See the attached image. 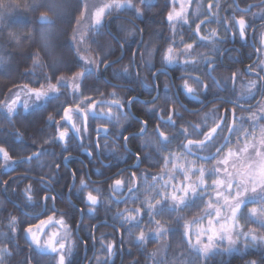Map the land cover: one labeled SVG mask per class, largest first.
<instances>
[{
    "label": "snow or ice",
    "instance_id": "6c2138e0",
    "mask_svg": "<svg viewBox=\"0 0 264 264\" xmlns=\"http://www.w3.org/2000/svg\"><path fill=\"white\" fill-rule=\"evenodd\" d=\"M192 2L171 0L172 7L166 15L171 35L164 42L166 47L158 49L151 40L145 43L144 29L133 24L128 29L121 26L124 36L117 33L113 37L119 48L110 51L103 49L99 39L105 35L101 29L103 22L112 16L119 19V14L123 13L130 17V23L134 20L143 23L141 18L146 16L147 9L153 7L148 0H97L91 5L88 0H39L37 5L30 6L33 11L37 7L43 9L39 13V22L46 27L40 30V40L51 57L48 67L52 74L44 73V82L37 87L29 83L14 85L0 100V121L14 129L7 134L12 141L11 146H7L9 139H0V174L9 177L0 179V191H7L12 184L19 189L20 183L29 181L16 192L20 207L13 204V208L25 218L19 219L11 213L2 217L7 221L5 227L8 231H0V237L7 241L0 246V264H7V258L13 256L14 250H10L9 244L15 241L20 229L29 248L22 264H43L45 258L49 259V264L52 261L55 264H72L74 249L79 243L87 247L89 239L94 245L99 243L104 255L102 260L96 257L97 264H111L112 257L123 247V240L119 247L115 241L105 243L104 238L97 241L92 234L97 225L83 223L85 215L90 220L99 219L100 207L105 213H112L111 219L116 222L113 226L118 225V230L127 232L132 246L140 252L142 259H135L132 264H148L149 261L151 264H198L201 260L206 264L212 256L233 252H245L247 256L254 257L246 259L244 264H264V58L252 61L242 72L234 70L230 76L214 75L225 66L221 58L225 55L224 45L229 36L245 40L249 31L253 38L258 33L259 46L255 53L264 54V29L255 26L257 17L264 20V0H254L242 8L239 3L229 4L223 9L220 0H208L206 7L197 0L196 20L190 23L188 8ZM15 7L18 5L14 0H0V28L5 15ZM253 8L257 11L252 12ZM229 9L231 13L221 17V11ZM76 12L79 13L77 25L86 19L90 21L89 33L73 28L72 43L76 55L72 56L69 51L63 57L58 56L56 50L60 45L55 42L58 25L70 24ZM212 23L219 27L202 32V25ZM92 32L96 35H91ZM137 34L140 35L137 49H128L129 37ZM8 38L19 45L20 41L12 32H8ZM85 44L89 47H84ZM91 44L96 45L95 55L90 54ZM140 45H143V51L139 52V70L134 73L132 67L136 65ZM116 51L119 55L110 59ZM128 51L131 52L129 64L120 69L113 68V65L121 63ZM157 51H160L159 69L153 62ZM235 63H243V60L234 58L229 68ZM8 64L9 57L0 55V69ZM176 65L179 67L173 68ZM32 67H45L38 53L32 58ZM109 68H112L111 79L104 80L105 90L102 91L100 81ZM170 68L181 72V83L175 93L170 94L167 84L161 93L155 81L158 75L166 74ZM145 69L151 73L153 84L145 83L144 87L157 92L150 101H146L152 105L150 113H146L155 124L151 131L149 120L141 119L131 111L136 97L121 95L119 91L123 87H127L129 92L134 91L133 86ZM63 72L69 75H57ZM178 95L196 99L203 97L201 104L204 107L211 105V108L202 117L197 112L187 113L197 117L195 121L188 120L180 111L185 106L177 100ZM161 99L163 104L157 103ZM20 106L25 112L37 109L47 112L44 123L53 132L48 134L41 130L44 139L39 147L35 140L28 144L15 129ZM237 110L247 115H237ZM133 122L138 131L129 133L128 126ZM233 136L236 138L235 150L228 147L233 143ZM109 138L114 144L121 141L125 151H130L128 144L136 141L137 150L128 157L135 160L133 167L139 171V165L147 164L149 168H159V174L143 171L138 177L137 171H133L130 177H123L125 170L122 169L118 173L121 178L112 179L108 184L109 195L105 197L99 187L89 190L91 182L89 172L85 170L87 166L79 169L61 167L64 161L77 162L81 151L90 158V164L102 159H122L109 145ZM73 153L77 155L73 156ZM57 155L59 162L48 165L47 158ZM190 156L195 159H189ZM45 167L50 171L43 172ZM21 168L24 175H11ZM37 168L41 169L37 173L40 178L32 180L28 173L36 172ZM61 180L65 183L57 190L55 185ZM77 196L79 207L75 206ZM197 199L204 206L202 211L208 227L195 234V242L189 225L185 224L181 235L182 240L187 239L184 252L173 253L169 258L167 250L164 257L147 251L151 240L159 241L172 231L157 217L168 215L172 218L175 214L179 223L182 219L180 213L195 204ZM57 202L65 207L58 208ZM121 203L125 207L113 212L111 206ZM129 204L136 206L130 207ZM24 209L35 213L31 220L38 223L30 222ZM36 209L40 211L37 213ZM5 211L0 209V213ZM77 215L82 217L79 222L75 220ZM145 216L148 217L147 223ZM201 219L204 217H198L191 223ZM25 224L27 226L22 227ZM84 228L89 230L88 239L78 235ZM205 235L206 241L202 239ZM225 240L226 245L216 242ZM249 249L256 251L249 252ZM193 252L194 259L191 258Z\"/></svg>",
    "mask_w": 264,
    "mask_h": 264
},
{
    "label": "trees",
    "instance_id": "16d2710c",
    "mask_svg": "<svg viewBox=\"0 0 264 264\" xmlns=\"http://www.w3.org/2000/svg\"><path fill=\"white\" fill-rule=\"evenodd\" d=\"M254 2V0H220L222 9L227 7L229 4L239 3L240 7H245L247 3ZM14 3L18 5L8 11L5 15L3 27L0 28V55H4L9 57V64L6 65L3 69H0V100L4 99L5 94H7L9 88H13L14 85H23L25 83H29L30 86H37L39 83H43V74L47 73L51 76V69L48 67V58L49 55L43 50L42 43L39 40L40 38V30L46 25H42L39 22V13L43 9L37 7L35 11L32 10V7L39 3V0H14ZM149 3V2H148ZM150 5L153 7L147 9V14L145 17L141 19L144 21L141 23L140 20H134L131 23L130 17L127 15L119 14V19L116 16L108 17L101 27L102 31L105 33L103 37H99L101 45L105 51H110L111 49H118L119 44L116 43V40L113 38L115 34L119 33L120 37L124 36V32L120 31L121 26L124 28H132L133 24H135L138 28H143V40L145 43H148L150 40L154 43L157 48L166 47L164 43L165 40L171 35L170 26L166 20V15L169 10H171L172 4L171 0H156L155 2H150ZM231 13V9L227 12L221 11V17L227 16ZM240 13L237 11V15ZM79 15L78 12L74 13L71 17V23H64L58 25V35L55 38V42H57L60 47L57 48L56 54L63 57L64 53L70 51L72 56L76 55L75 47L71 43V38L73 35V28L75 27L76 17ZM25 21L27 23H25ZM213 28H218L219 26L215 23L210 24ZM187 28V26H184ZM8 32H12L16 39L20 41L19 45L15 43V40H10L8 38ZM221 34H223V29L220 28ZM91 35L95 36L96 33H91ZM252 40H255V38ZM130 43L126 46L128 49H137L138 42L140 41V35L137 34L135 37H129ZM236 44L241 47V52H226L224 58H228L225 61L226 64L231 65L233 63L234 58H239L243 60V63H235L234 66L230 69L228 67L220 68L217 72V76H230L231 71L239 70L243 71L244 68L249 65L253 59H255V51L248 46V41H246V46L242 44L240 40L235 38ZM121 42H123L121 40ZM190 42V41H189ZM229 42V39L227 43ZM90 43V42H89ZM92 53L95 55L97 52V48L95 44H91ZM143 51V45H140L139 51L136 56V65L132 67V71L135 73L139 70V52ZM200 51H206V49H200ZM39 54L40 61L45 65L43 68H33L32 67V58L35 54ZM119 55V51H116L114 55L110 56V59H115L116 56ZM260 56V55H259ZM131 59V52L128 51L125 53L124 58L122 59L120 64L113 65V68L120 69L123 65H128L129 60ZM153 62L156 64L157 68H160V51L154 56ZM179 65L173 66V68H178ZM172 76L173 82H175V86H178L181 80H177L176 78L181 75L180 71H175L173 69H169ZM103 71V69H102ZM168 71V70H167ZM31 73L30 75H22V73ZM69 75L67 72L57 73V75ZM112 68H109L106 72L103 73V79L100 81L101 90L104 91V80L111 79ZM195 75V73H194ZM247 77H245V80ZM159 87L164 89V85H168V89L170 90V94L173 91L171 87V80L167 77L166 74L158 75L156 79ZM113 83H122L121 81H113ZM148 83L149 85L153 84V78L151 73L145 69L141 74V79L137 82L133 87L134 91L129 92L127 87H123L119 89L120 93L124 96H135L136 98H150L154 91H151V87H144V84ZM210 83V81H209ZM238 87V85H237ZM110 91L111 89H107ZM215 90V89H214ZM151 91V95L149 92ZM224 93L221 92V96ZM184 97V95H182ZM185 98V97H184ZM186 99V98H185ZM203 99V98H202ZM186 107L188 109H194L198 107L194 105L193 102H189L187 99L185 100ZM163 104V102H162ZM208 107L201 106L202 110H205ZM231 106V105H228ZM211 108V107H210ZM18 112L20 113V117L15 121V129H18L19 132L23 135L24 140L27 141L28 144H31L33 140L36 141V146L39 147L43 143L44 137L41 135V130L48 134L53 132V129L47 127L44 123L45 118L47 116V112L43 109H37L35 112H25L23 107H18ZM132 112L135 116L140 117L141 119L149 120V131L155 126L154 121L149 119V115L146 113H150V111H146L142 104L135 100L134 105L131 108ZM187 113H191L186 111L185 118L188 120H195V116H188ZM247 113H241L237 110V115H246ZM95 125H93V128ZM14 129L9 125L0 121V139H9V145L11 146L12 141L7 136L8 133L13 132ZM138 131V126L133 122L130 126H128V132ZM94 132L92 133V135ZM128 134V133H125ZM18 142V141H17ZM110 146L114 147L116 152L120 155L122 159H103L108 164L106 166L103 165L101 167V162L96 161L94 164L89 163V159L87 158V154L81 151L79 155V159L75 163H71L67 161L63 162L61 165L62 168L67 169H79L82 166H87L86 171L89 172L91 188L99 187L102 190V195L108 197L109 193L107 192L108 184L111 183L112 179L121 178L118 173L120 170H125L122 173L123 177H130L133 171H137L136 168L133 167L135 161L133 159H128L130 156V151L134 153L137 150V142L132 141L128 144V149L130 151H125L123 144L121 141H117L115 144L112 139L108 140ZM176 144V141L173 142V147ZM47 147V146H45ZM77 153H73V156H76ZM124 159H127V162H124ZM48 165H54L59 162L58 155L57 157H48L47 158ZM27 167V165H25ZM41 169L37 168L36 172L28 173L32 180H39V173ZM50 169L45 167L43 172H49ZM147 171L151 175L159 174V168L151 167L149 168L147 164L139 165V171H137V176L139 177L140 172ZM103 172V175H101ZM117 173V174H116ZM13 177L24 175V169H17L11 174ZM79 176L80 173H77ZM115 176V177H114ZM7 175L0 174V179H8ZM45 179H47L45 177ZM29 181H24L20 183V188L16 189V184H12L7 191H0V209H6L7 211L0 213V231L7 232L8 229L5 227L7 221L2 219V217L7 216L8 213L17 216L19 219H24L25 217L21 216V213L16 211L13 208V204L16 205L17 208L20 207L19 201L16 199V192L20 191L24 188L25 184ZM65 183V180H61L60 184L55 185L57 190L60 189L61 185ZM78 186V184H77ZM14 189L16 191H14ZM95 194V193H94ZM143 198V197H141ZM11 201V203H9ZM138 204V202H137ZM56 206L58 208H63L65 205L57 202ZM75 206L79 207V196L75 198ZM128 206H136L129 204ZM251 207V205H249ZM112 211L115 212L118 209H123L125 205L121 203L120 205L113 204ZM203 204L199 199L196 200V203L191 205L188 209H185L180 216L182 219L179 220V223L176 222L175 214L170 218L168 215L158 216L157 219H161L162 222L165 223V227L170 228L172 231L167 234L161 240H151L147 245V251L153 252L158 247L163 244L164 251L162 252V256L164 257L165 251L167 250V255L169 258L172 257L173 253L177 255L179 252L185 251V245L187 243V239H181L182 233L185 231L184 225H190L191 222L203 216L204 212ZM37 213L40 209L35 210ZM25 216L32 223H38V221H32L31 217L35 213H33L30 209H24ZM99 219H88L87 215L83 217L84 225L96 224L97 227L92 230V234L95 236L96 240L99 241L101 238L105 239V243L110 241H115L117 246L119 247L121 240H123V247L119 250V252L112 257L111 264H132V261L135 259H142L140 252L132 246L130 242V237L127 232H121L118 230L119 226L116 225L115 221L111 219L112 213H105L104 208L100 207L98 210ZM81 216L77 215L75 220L79 222L81 220ZM145 223H147L148 217H144ZM243 223V220L241 221ZM27 225H23L22 227H26ZM251 227H255V225H250ZM35 230V229H33ZM135 231V230H133ZM79 237H83L85 239L89 238V230L88 228H84L78 232ZM75 238V237H74ZM3 243H7L3 237H0V246ZM227 242H222V245H226ZM18 245V247H17ZM10 250H14L13 256L7 258V264H22L24 258L29 254L28 244L25 242L24 234L22 229L18 230L16 233L15 241L9 244ZM131 249V251H129ZM187 251H191L188 249ZM249 252L256 251L254 249L247 250ZM96 257H99L101 260L104 258L103 253L100 251L99 243L95 245L92 243L91 239H89L87 247L83 245V243H79L78 246L74 249L72 256V264H97ZM192 259L195 258V253H192ZM254 257L247 256L245 252H233L231 254H225L223 256L215 255L210 257L206 264H244L246 259H252ZM43 264H49V259L45 258ZM51 264H55L54 261ZM151 264V261L148 262ZM198 264H205L203 260L199 261Z\"/></svg>",
    "mask_w": 264,
    "mask_h": 264
},
{
    "label": "flooded vegetation",
    "instance_id": "af4514ba",
    "mask_svg": "<svg viewBox=\"0 0 264 264\" xmlns=\"http://www.w3.org/2000/svg\"><path fill=\"white\" fill-rule=\"evenodd\" d=\"M208 1V0H207ZM249 3H251V2H249ZM252 12H255V11H257V9L256 8H253L252 10H251ZM255 26H256V28H258V29H264V20H261V18L260 17H257L256 19H255ZM252 38H253V33L251 32V31H249L248 32V38L247 39H245V40H240L238 37H237V40H240L241 42H242V44L244 45V46H246L247 44H246V41H248L247 43H248V46H250V48H252L254 51H255V49L259 46V39H260V37H259V34L257 33L256 35H255V40H252ZM254 39V38H253ZM224 49H225V53L226 52H228V53H232V52H241V47H239V45L238 44H236V41H235V38H232L231 36H229V42L228 43H226L225 45H224ZM259 58V54H257V53H255V59H253V61L254 60H257ZM228 60V58H224V57H222L221 58V62L225 65L224 66V68L225 67H228L229 65L228 64H226L225 63V61H227ZM103 69V68H102ZM166 75H167V77L171 80V87H172V92L171 93H175L176 91H177V86H175L174 84H175V82H173V76H172V74H171V72H170V70L168 69V71L166 72ZM214 75H216V73H214ZM179 77H180V75H179ZM179 77L178 78H176L177 80H179ZM181 82V81H180ZM231 86V85H230ZM159 89H160V92L162 93L164 90L163 89H161L160 87H159ZM182 91V90H181ZM223 93V92H222ZM121 94V93H120ZM121 95H123V94H121ZM157 95V92H155L154 91V93L151 95V97L150 98H145V99H141V98H136V100H138V102H140L141 104H142V107H144L145 109H146V111H151V109H152V105H151V103H147L146 104V101H150L151 100V98H152V96H156ZM189 101V102H193L194 103V105H197L198 107H196V108H194V109H188L187 107H186V103H185V98ZM184 97H182V95H178L176 98H177V100L181 103V104H183L185 107L184 108H180V111L182 112V113H185L186 111H188V112H197V113H199V115L202 117L203 115H204V113L206 112V111H208L209 109H210V107L211 106H209V108H207V109H205V110H202V108H201V106H203L202 104H201V101L203 100L202 98L203 97H201L200 99H196V98H194V97H191V96H185L184 95ZM257 99H259V97L257 98ZM162 102H163V100L161 99V100H158L157 101V103H159V104H162ZM228 107H231V106H228ZM132 111V110H131ZM195 120L197 119V117L195 116V118H194ZM194 120V121H195ZM94 136H95V133L93 134V138H94ZM109 139H112V138H109ZM175 146V145H174ZM130 153H132L131 151H130ZM191 157V156H190ZM194 159H195V157H193ZM133 161H135V160H133ZM100 162L102 163V165H104V166H106L108 163L107 162H105L103 159L102 160H100ZM105 162V163H104ZM136 163V162H135ZM134 163V164H135ZM115 177V176H114Z\"/></svg>",
    "mask_w": 264,
    "mask_h": 264
},
{
    "label": "rangeland",
    "instance_id": "374dc122",
    "mask_svg": "<svg viewBox=\"0 0 264 264\" xmlns=\"http://www.w3.org/2000/svg\"><path fill=\"white\" fill-rule=\"evenodd\" d=\"M156 0H148V2L150 3H152V2H155ZM88 2H89V4L91 5V4H93V3H96L97 2V0H88ZM137 2H138V0H137ZM200 2L201 3H203L204 4V6L206 7L207 6V3H208V1L207 0H200ZM196 4H197V0H193V2H192V4L189 6V8H188V12H189V21H190V23H192V21L193 20H196V14H195V9H196ZM176 7L178 8L179 7V4L177 3L176 4ZM120 14H123V13H120ZM123 15H125V14H123ZM203 17H201V19H202ZM196 22H198V21H196ZM89 24H90V21L89 20H85V21H83L80 25H77L76 23H75V27L74 28H79V30L80 31H83L85 34H88L89 33ZM103 25V24H102ZM102 25H101V27H102ZM192 27L194 28L195 27V24L193 23L192 24ZM201 28H202V32H206L207 30H210V29H213V27H211V25L210 24H208V25H202L201 26ZM92 33H94V32H92ZM40 38V37H39ZM40 40V39H39ZM41 41V40H40ZM42 43V42H41ZM71 43H72V38H71ZM72 45L75 47V45L72 43ZM42 47H43V44H42ZM84 47H89V44H85L84 45ZM43 50L45 51V49H44V47H43ZM46 52V51H45ZM47 53V52H46ZM90 54H92V55H94L92 52L90 53ZM58 55V54H57ZM260 56H259V58H264V54H259ZM59 56V55H58ZM48 58V65H50L51 64V57L49 56V57H47ZM44 82V81H43ZM53 82H55L54 80H53ZM155 83H157V81H155ZM38 86V85H37ZM37 86H32V87H37ZM240 87V84L238 83V88ZM22 95V99H23V94H21ZM247 115V114H246ZM245 115V116H246ZM211 121H209V123H210ZM245 127H247V125H245ZM235 136H233L232 137V141H233V143H231V144H229L228 145V147H230V148H232L233 150H235V147H236V145H235ZM242 146V145H241ZM225 151H227V148L225 149ZM189 159H194L193 157H189ZM67 161H65V163H66ZM201 217H204V219H201V220H198V222L197 223H191L190 225H189V227H190V230H191V234H192V241L193 242H195V234L197 233V232H199L201 229H205V228H207L208 227V224H207V218L205 217V214H203V216H201ZM221 223H223V221H221ZM242 223V222H241ZM35 231V230H34ZM202 239H204L205 241H206V235L205 236H203L202 237ZM217 243H222V242H227L226 240L225 241H216ZM164 248L165 247H163V244H161V246L160 247H158L156 250H154L153 252H157L158 253V255L161 257L162 256V252L164 251Z\"/></svg>",
    "mask_w": 264,
    "mask_h": 264
},
{
    "label": "water",
    "instance_id": "95a60500",
    "mask_svg": "<svg viewBox=\"0 0 264 264\" xmlns=\"http://www.w3.org/2000/svg\"><path fill=\"white\" fill-rule=\"evenodd\" d=\"M94 138H95V136H94ZM105 163V162H104ZM117 174V173H116Z\"/></svg>",
    "mask_w": 264,
    "mask_h": 264
}]
</instances>
